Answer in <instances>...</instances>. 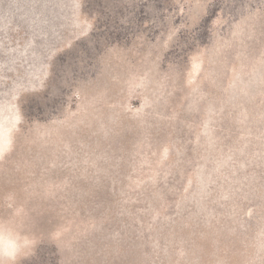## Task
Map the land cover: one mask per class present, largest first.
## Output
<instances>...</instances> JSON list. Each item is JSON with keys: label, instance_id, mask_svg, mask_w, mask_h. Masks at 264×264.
Wrapping results in <instances>:
<instances>
[{"label": "rangeland", "instance_id": "1", "mask_svg": "<svg viewBox=\"0 0 264 264\" xmlns=\"http://www.w3.org/2000/svg\"><path fill=\"white\" fill-rule=\"evenodd\" d=\"M6 141L20 264H264V0H0Z\"/></svg>", "mask_w": 264, "mask_h": 264}, {"label": "clouds", "instance_id": "2", "mask_svg": "<svg viewBox=\"0 0 264 264\" xmlns=\"http://www.w3.org/2000/svg\"><path fill=\"white\" fill-rule=\"evenodd\" d=\"M11 143L5 142L0 157L8 154ZM34 246L33 240L18 231L8 220L0 219V264H20L28 258L27 252Z\"/></svg>", "mask_w": 264, "mask_h": 264}]
</instances>
